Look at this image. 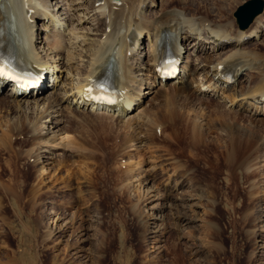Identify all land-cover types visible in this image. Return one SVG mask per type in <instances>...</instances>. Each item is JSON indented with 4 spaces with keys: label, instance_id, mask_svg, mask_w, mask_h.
Listing matches in <instances>:
<instances>
[{
    "label": "rangeland",
    "instance_id": "1",
    "mask_svg": "<svg viewBox=\"0 0 264 264\" xmlns=\"http://www.w3.org/2000/svg\"><path fill=\"white\" fill-rule=\"evenodd\" d=\"M197 1L155 0L151 9L145 11V15L149 16L154 12L161 14L169 9H186V15L197 13L199 10L194 9ZM246 1H230L232 11L227 12L226 9L225 16L232 17L236 23L234 11ZM79 4V0H60L57 5L64 7L70 11V16L72 15L73 30L65 15H60V19L52 17L65 37H69L70 33L86 34L85 27H88V24L83 19L79 20V23L75 20L77 16L74 6ZM147 6H150V0L144 7ZM263 12L264 6L259 14H264ZM44 21L45 19L40 17L36 22L34 34L39 31L42 35L53 33L49 28L41 30ZM49 25L51 27V24ZM76 28L80 29L75 30ZM142 34L147 36L145 32ZM38 37L39 43L42 36ZM193 37L189 36L190 43ZM244 38L241 42L243 48L254 49L253 51L264 55L263 27L262 30L252 28ZM86 39L87 37L83 47L79 45L81 37L70 40V51L74 57L66 65L59 63L57 66L56 63L54 66H46L39 60L49 80V87L43 90L44 94L49 92L53 82L59 86L63 84L69 65L76 62L83 68L86 58L78 56V53H84L89 42ZM147 48L148 45L144 44L143 49L137 50L143 51L138 55L144 57ZM219 52L218 50L201 54L182 48L179 64L181 66L189 56L188 63L191 61L194 65L200 63L207 66V60H200L212 53L218 56ZM41 53L43 55L44 51ZM66 53L67 50L64 58ZM128 55L133 57L136 54L128 52ZM75 71L72 69L71 73L67 74L70 76L65 80L68 82L67 86L72 82L76 83L78 76L74 74ZM182 71L175 74L174 78L177 79L173 80H178L184 73ZM254 71V68H244L240 74L242 77L238 76V90L246 87L245 78ZM137 73L141 72L137 71L135 75ZM136 76L142 77L140 74ZM200 79L201 75L198 76V80ZM160 81L157 77L156 84L148 86L150 92L147 89V92L142 94L141 90L135 97L136 102L133 101V104L123 111L124 117H117V113L114 115L112 112L107 114L111 118L114 117L113 120L129 121L130 137H125L119 126L110 127L111 130L99 126L93 116L101 115L103 110L91 108L88 104V110L85 109V112L90 116L81 118L73 113H64L61 117L63 120L61 119L56 127H51L52 116L46 118L45 113L40 115L39 108L38 112L35 109L34 113L30 114L33 118H30V121L33 120L36 125L35 134L27 132L32 126H23L8 132V137H3L2 132L7 127L1 126V123L0 264H264V115H252L233 104L238 99L232 104L226 99L229 109L242 111L243 115L253 119L240 121L244 140L232 149V153L231 148H226L224 138H221L226 128L214 124L213 121L210 123L214 105L225 103L223 97L218 93L213 94L205 84L197 88L196 82L188 80L190 83L187 93L190 95L186 99L177 97L173 100L177 117L174 116L175 121L172 124L171 120H167L169 118L156 112L166 101L162 94L158 93L157 83H161ZM233 81H236V78ZM10 85L0 90V97H5L6 92L11 91ZM165 87L171 88L172 84L167 83ZM135 90L138 91V87ZM71 101L75 100L72 98ZM41 106L42 104L39 107ZM152 113L156 115L155 118H159L158 121H165V124L154 123L148 130L133 131L132 127L137 122H145L153 116ZM8 114L9 117L13 116ZM3 115H6V111L2 108L0 117ZM59 118L56 116L55 119ZM188 118L195 119L199 125L198 130L202 133L203 142H196V139L192 140L190 137L183 124ZM227 129L230 131V128ZM51 131H56L55 135L63 137L62 143L58 140L53 142L54 144L35 142ZM66 140L69 141L68 144ZM51 146L53 155H49V163H46L43 169L42 164L37 163L35 155L42 154L41 160H45L43 152ZM190 152L194 153V156L189 155ZM226 152L232 156L229 157ZM172 160L174 165H183V170L177 173L182 174L179 181L182 182L185 176L191 186V191L187 186H179L176 190L173 189V194H180L179 197L193 194V200L199 206L182 208L178 205L173 209L164 208L158 213L160 219L153 221L146 216L152 212L149 207L156 201L149 202L148 196L154 191L148 194L151 189L148 190L147 187L151 186L152 182H146L145 178L155 179L156 188L153 189L157 192L170 187L173 178L166 186L163 185L165 173H170L165 171L168 166H164V163ZM173 176L171 174V177ZM54 211L63 213V222L72 219V227L65 237L58 238L59 242L48 234V229L53 226L49 217ZM176 212L192 216V220L183 221L176 214H172ZM81 224H90V230L83 251L76 254V247L80 245L78 236ZM151 230H155L154 233L150 232ZM157 233L162 239V247L152 250L147 238ZM80 254L87 257L79 256Z\"/></svg>",
    "mask_w": 264,
    "mask_h": 264
},
{
    "label": "bare ground",
    "instance_id": "2",
    "mask_svg": "<svg viewBox=\"0 0 264 264\" xmlns=\"http://www.w3.org/2000/svg\"><path fill=\"white\" fill-rule=\"evenodd\" d=\"M52 1L55 2L51 3ZM71 1L75 2L76 0ZM147 1L79 0L80 4L74 6L75 15L77 16L75 20L79 23V20L83 19L88 24V27H85L86 34H82L81 32H79L81 35L70 33L69 37H65L66 35L60 32V27L56 24V20L53 21L52 17L56 16V18L60 19V15H65L68 24L72 26L71 30H73L74 24L70 11L64 7L61 8V6L57 7L60 0H0V42H3L2 46L5 48L10 61L16 64V68L27 73V75L21 77L16 74L8 75L5 72H3V75H0V90L6 89L11 84V91L6 92L5 97H0V109L3 108L6 111V115L0 117V119L3 118V120H0V125L2 123L1 126L7 127L2 132V136L5 137L8 135V132H13L23 126H32L31 130L27 132L35 134L37 129L34 126L36 125L32 122L33 120L30 121L33 119L30 117V114L34 113L35 109L38 112L37 109L39 108L40 115L45 113L46 118L52 116L50 123L53 126L51 127H56L61 122V117H63L64 113L65 115L73 113L74 116L81 118L90 116L89 113L85 112V109L88 108L86 105L88 104L91 105V108L103 110L101 115L96 114L93 116L99 126L110 130L114 126H119V130L124 132L125 137H130L131 133L128 127L131 125H129V121L120 122L117 119L113 120L114 117L111 118L107 114L112 112L113 114L117 113V117H124L123 111L125 112L127 107L133 104V101L136 102V95L141 90L142 94L146 93L147 89L150 92V87L148 86L156 84L158 77L161 80V83H157L159 88L158 93L162 94L166 101L157 108L156 112H160L163 117L169 118L167 120L169 122L171 120V123L177 117L175 115L176 109L173 100L177 97L186 99L190 95L187 93L189 81L196 82L197 88H199V85L205 84L210 87L213 94L218 93L223 97L225 103L214 105L210 123L213 121L214 124L226 128L221 138H224L226 148H231L230 151L233 153L232 149L239 146L244 140L242 138L244 131H242L243 128L240 121H251L253 119L250 116L243 115L242 111L237 112L231 110V108L229 109L226 99L230 104L238 99L233 104L237 105L239 109L250 112L252 115H264V55L253 51L254 49L243 48V44L241 43L245 40V35H248V32L252 28L259 30H262V27L264 28V14H257L251 24L245 28H240L236 24L237 21L235 23L232 17L225 16L226 9L228 10L227 12L232 11L230 1L236 2V0H198V4L194 5V9L199 10L197 13L191 12L186 15L184 14L186 9H169L161 14L154 12L146 16L145 11L151 9L150 7L155 0H150V6L146 8L144 6L147 4ZM209 5L210 7L208 8ZM40 17L45 19L41 30L49 28L51 33L53 32L52 34L48 35L44 33L42 35L40 31L34 34V27ZM49 24H51V27ZM79 29L76 28L75 30ZM142 32H145L147 36L145 37ZM40 35L42 39L38 43L37 38ZM191 35L194 37L190 43L189 36ZM78 37H81L80 47H83V44H85L86 37V40L89 42L87 43L88 46L85 47L84 53H81L82 51L78 53V56L86 58L83 68L76 62L74 65H69L68 68L67 74L71 73L72 69L76 70L74 73L78 76H76V83L72 82L67 86L68 82H65V80L70 76L68 77L66 74L61 86L58 84L57 86L53 82L52 88L47 94H44L43 90L49 87V80L47 73L45 74L46 70L40 66L39 60L46 66L50 64L54 66L56 63L57 66L59 63L66 65L74 57L72 51H70L72 43L70 40L77 39ZM224 38L227 39L223 41ZM144 44L148 45V51L143 55L144 57H141L138 54H142L143 51L140 50L138 52L137 50L143 49ZM166 46L170 47L172 53L178 59L182 54V48L201 54L206 52L214 53V51L218 50L220 52L218 56L213 53H208L207 57L203 56L204 58L200 62L207 60V66H203L200 63L194 65L191 61L188 63L187 59L189 60V56H187L186 61L181 66L178 63L181 69L177 66L176 70L165 71L162 68V59ZM40 49L44 51L43 55ZM66 50V58H64ZM128 52L136 55L131 57L128 55ZM106 68L108 75L111 77L113 88L116 90L114 95H98L93 91L95 83L105 74ZM244 68H254L255 71L248 74L245 78L247 82L246 87H241L238 90L236 88L237 83L240 82L238 76L242 74ZM137 71L141 73H137L136 75L140 74L142 77L138 78L135 75ZM175 71L177 73L184 72L178 80H173L177 79V77L174 78L173 76ZM163 72H166L165 78L161 77V73ZM200 75L201 79L198 80V76ZM235 78L236 81H233ZM144 83L145 85H143ZM167 83L172 84V87L165 89ZM136 87H138V91H134ZM60 89L61 91H59ZM130 90H133V92H129ZM35 92H39V94L35 95ZM72 98L75 100L74 102L71 101ZM249 98L256 99L257 101L250 100ZM41 104V107H45H39ZM8 113L13 114V116L9 117ZM56 116L60 118L55 119ZM155 117L156 115L153 114L145 122H137L132 127L133 131L137 129L148 130L154 123V125L165 124V121H158L159 118ZM183 124L186 126L185 129L189 131L192 140L196 139V142H203L204 138L202 139V133L199 132V125L195 122V119H185ZM48 127L50 128V126ZM161 127L163 130L164 127ZM227 128H230V131ZM170 129L172 128L170 127ZM165 131L163 130V132ZM55 132L51 131L35 142L54 144L53 142L58 140L59 143H62L63 137L55 135ZM105 133L103 132V134ZM261 139H263L262 135ZM66 141L68 144L69 141ZM140 143H142V140H140ZM51 148L52 146L46 152H43L45 160H41V153H39L41 155H35L37 156V163L42 164L41 168L43 169L46 163H49L48 159L51 154L53 155ZM193 154L190 152L189 155L194 156ZM227 154H229V157L232 156L230 153ZM173 162L174 160L164 163V166H168L165 171H170V173H165L163 185L166 186V183L173 178L174 180L172 179L170 187L157 192L156 189H153L156 188L154 184L156 183L155 179L151 178L149 180L145 178L146 182H152L151 186L147 187L148 190L151 189L148 194L154 191V193L148 196L149 202L156 201L149 207L152 209V212H149L146 216L148 219H153V221L160 219L159 212L164 208L173 209L178 205L182 208L199 206L193 200L195 198L193 197L194 195L189 193L191 186L187 177L185 178L184 176L182 182L179 181L182 174L177 173L183 170V165L177 164V161V165H174L175 163L173 164ZM171 174L174 176L171 177ZM179 186H187V189L189 188V195L179 197L180 194H173V189L176 190ZM172 214H176L183 221L192 220V216L184 215L180 212ZM63 217V213L60 214L56 211L49 217L53 226L48 229V234L50 237L53 236L57 242L65 237L70 227H72L70 226L72 219L69 222L67 220L63 222ZM81 226L78 236L80 245L76 247V254L82 252L84 245L88 242L87 236L90 224L87 226L81 224ZM152 230L150 232L154 233L155 230ZM58 238L60 239L58 240ZM161 240L159 233L149 235L147 242L150 245V249H160L162 247ZM79 256H82V254ZM82 257H87V255Z\"/></svg>",
    "mask_w": 264,
    "mask_h": 264
},
{
    "label": "water",
    "instance_id": "3",
    "mask_svg": "<svg viewBox=\"0 0 264 264\" xmlns=\"http://www.w3.org/2000/svg\"><path fill=\"white\" fill-rule=\"evenodd\" d=\"M263 6V0H247L239 5L234 11L238 26L240 28L247 27L252 19L262 11Z\"/></svg>",
    "mask_w": 264,
    "mask_h": 264
},
{
    "label": "snow or ice",
    "instance_id": "4",
    "mask_svg": "<svg viewBox=\"0 0 264 264\" xmlns=\"http://www.w3.org/2000/svg\"><path fill=\"white\" fill-rule=\"evenodd\" d=\"M4 73H3V70L2 69H0V75H3Z\"/></svg>",
    "mask_w": 264,
    "mask_h": 264
}]
</instances>
